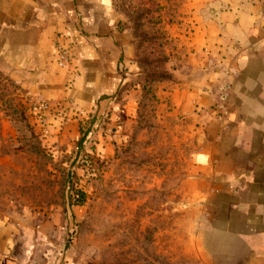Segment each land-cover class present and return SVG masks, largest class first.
<instances>
[{"label": "rangeland", "instance_id": "obj_1", "mask_svg": "<svg viewBox=\"0 0 264 264\" xmlns=\"http://www.w3.org/2000/svg\"><path fill=\"white\" fill-rule=\"evenodd\" d=\"M77 5L80 32L85 16L101 37L102 23L114 27L121 82L105 94L92 73L97 88L78 90L89 74L75 37L55 44L69 75L59 96L0 64V221L60 264H264V236L213 228L210 182L193 166L200 122L184 108L205 79L212 93L228 85L235 48L247 47L238 25L264 38V0Z\"/></svg>", "mask_w": 264, "mask_h": 264}, {"label": "crops", "instance_id": "obj_2", "mask_svg": "<svg viewBox=\"0 0 264 264\" xmlns=\"http://www.w3.org/2000/svg\"><path fill=\"white\" fill-rule=\"evenodd\" d=\"M79 0H0V64L11 78L39 88L45 96L65 93L69 80L57 65L55 44L68 36L78 43L89 77L78 81V90H95L92 73L105 77V89L113 94L121 77L122 57L111 36L96 35L89 17L80 32ZM237 40L246 48H235L237 56L228 73L227 102L222 109L215 91L207 90V79L187 91L184 108L200 122V139L193 166L207 173L211 188L208 201L215 203L212 226L216 232L237 237L264 236V38L250 27H237ZM227 32V30L225 31ZM109 57L108 65L101 58ZM98 57H101L100 59ZM227 70V69H226ZM228 72V71H226ZM92 76V77H91ZM208 109L214 116L208 119ZM208 120V121H207ZM0 221V264H60L56 252L31 250L32 243ZM34 244V247H36ZM41 244V243H40Z\"/></svg>", "mask_w": 264, "mask_h": 264}, {"label": "built area", "instance_id": "obj_3", "mask_svg": "<svg viewBox=\"0 0 264 264\" xmlns=\"http://www.w3.org/2000/svg\"><path fill=\"white\" fill-rule=\"evenodd\" d=\"M229 89V84L221 88V91L218 94V103L216 105L217 108L222 109L224 107L228 99Z\"/></svg>", "mask_w": 264, "mask_h": 264}, {"label": "trees", "instance_id": "obj_4", "mask_svg": "<svg viewBox=\"0 0 264 264\" xmlns=\"http://www.w3.org/2000/svg\"><path fill=\"white\" fill-rule=\"evenodd\" d=\"M78 194H79V196H80V195H83L84 193H82V192H78Z\"/></svg>", "mask_w": 264, "mask_h": 264}]
</instances>
